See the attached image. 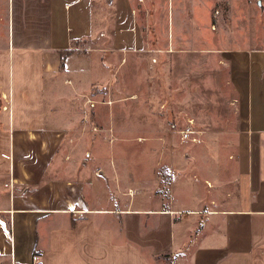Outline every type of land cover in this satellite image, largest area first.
I'll return each instance as SVG.
<instances>
[{"label":"crops","instance_id":"0c3cea01","mask_svg":"<svg viewBox=\"0 0 264 264\" xmlns=\"http://www.w3.org/2000/svg\"><path fill=\"white\" fill-rule=\"evenodd\" d=\"M141 1L11 0V12L7 1L6 42L0 25V264H31L33 254V264H264V40L220 49L250 138L229 161L218 156L222 148L189 147L187 158L183 146L166 145L154 163L168 178L143 176L145 163L137 170L131 157L144 146L123 144L119 158H101L91 142L100 129L85 131L90 114L68 110L91 100L95 86L111 90L121 52L144 38L135 12ZM73 120L80 123L70 127ZM63 127L87 139L69 138L63 155L34 164L26 138L43 137L50 146ZM200 150L209 152L203 166Z\"/></svg>","mask_w":264,"mask_h":264},{"label":"rangeland","instance_id":"374dc122","mask_svg":"<svg viewBox=\"0 0 264 264\" xmlns=\"http://www.w3.org/2000/svg\"><path fill=\"white\" fill-rule=\"evenodd\" d=\"M7 1L11 12V0H0L5 42ZM156 1L159 8L155 0H143L141 10L132 9L133 13L137 11L144 38L121 52L122 67L111 90L95 86L91 100L72 103L68 110L90 114L85 131L100 129L91 130V142L98 143L101 158L107 153L117 159L123 144H140L147 151L136 152L138 157H131V166L134 162L138 170L145 163L141 167L143 176L158 174L166 180L169 175L165 166L155 167L154 163L159 147L183 146V154L190 158L189 147L214 146L222 148L218 156L229 161L237 154L236 145L249 142L244 105L233 99L236 89L230 78L231 65L221 61L220 49L229 47L232 50L227 51L234 52L263 43L264 0ZM163 33L167 38L162 37ZM115 61L118 63L119 58ZM78 123L73 120L69 126ZM108 126L114 127L113 134L104 128ZM64 128L48 142L50 146L41 141L43 137L26 138L33 150L30 156L35 159L34 164L42 167L47 160L63 155L69 138L68 143L87 139L86 132L81 137ZM14 139L16 145L21 142L16 136ZM196 154L197 162L203 166L204 155L209 152L200 150ZM104 161L105 165L108 158ZM134 176L135 180L141 178L138 172ZM126 186L120 183L122 191Z\"/></svg>","mask_w":264,"mask_h":264},{"label":"built area","instance_id":"2783aa9c","mask_svg":"<svg viewBox=\"0 0 264 264\" xmlns=\"http://www.w3.org/2000/svg\"><path fill=\"white\" fill-rule=\"evenodd\" d=\"M130 192H131V190H130ZM38 261V255H36V254H33L32 256H31V264H33V263H36Z\"/></svg>","mask_w":264,"mask_h":264}]
</instances>
